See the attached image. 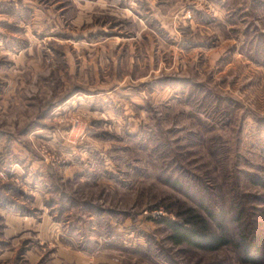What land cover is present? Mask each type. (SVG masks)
<instances>
[{
    "label": "rangeland",
    "instance_id": "rangeland-1",
    "mask_svg": "<svg viewBox=\"0 0 264 264\" xmlns=\"http://www.w3.org/2000/svg\"><path fill=\"white\" fill-rule=\"evenodd\" d=\"M180 208L232 243L173 245ZM250 231L264 0H0V264H264Z\"/></svg>",
    "mask_w": 264,
    "mask_h": 264
},
{
    "label": "trees",
    "instance_id": "trees-1",
    "mask_svg": "<svg viewBox=\"0 0 264 264\" xmlns=\"http://www.w3.org/2000/svg\"><path fill=\"white\" fill-rule=\"evenodd\" d=\"M176 215L178 216L177 220L162 222L169 231L168 239L173 245L216 252L232 243L221 221L217 224V231L211 228L208 219L212 217L213 221H218L211 211L207 210L205 214H202L193 208H180ZM254 233V231L246 232L242 237L241 246L247 252L252 249H261L264 243V240L255 236ZM246 263L254 264L255 262L248 256Z\"/></svg>",
    "mask_w": 264,
    "mask_h": 264
}]
</instances>
